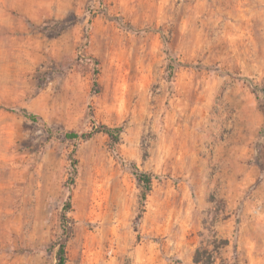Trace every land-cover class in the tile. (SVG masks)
Returning <instances> with one entry per match:
<instances>
[{"label": "rangeland", "instance_id": "obj_1", "mask_svg": "<svg viewBox=\"0 0 264 264\" xmlns=\"http://www.w3.org/2000/svg\"><path fill=\"white\" fill-rule=\"evenodd\" d=\"M21 2L0 0V264H56L67 201V264H264V0ZM99 124L120 140L65 137Z\"/></svg>", "mask_w": 264, "mask_h": 264}, {"label": "trees", "instance_id": "obj_2", "mask_svg": "<svg viewBox=\"0 0 264 264\" xmlns=\"http://www.w3.org/2000/svg\"><path fill=\"white\" fill-rule=\"evenodd\" d=\"M185 66L191 67L194 66L193 64H184ZM171 68H174L172 65H170ZM243 79L248 82L254 89V91L257 93L258 98L264 101V84L261 82H256L250 77H243ZM1 106V105H0ZM24 114L33 121H38L40 119L39 115L35 113H29L27 110L23 111ZM121 127H110L106 124H99L95 127L94 130L88 131V132H67L65 133V137L70 140H89L93 136H95L97 133H105L109 136V138L114 141L118 142L120 140V135L122 132ZM74 164H76V161H73ZM76 172V171H75ZM138 179L144 184L145 190L143 192L142 199H145L147 196L148 191L151 190V180L150 178L145 175L141 174L139 175ZM71 210V202L67 201V203L64 206L63 213H62V224H63V234L64 237L62 238L61 242L58 245V250L56 252L57 257V263L56 264H67V257H66V247L67 242L70 238V234L72 232V228H70L69 225V216L68 212ZM202 255H208L211 256L212 253L204 248H198L195 254V261L201 262Z\"/></svg>", "mask_w": 264, "mask_h": 264}, {"label": "bare ground", "instance_id": "obj_3", "mask_svg": "<svg viewBox=\"0 0 264 264\" xmlns=\"http://www.w3.org/2000/svg\"><path fill=\"white\" fill-rule=\"evenodd\" d=\"M22 0H12L13 3H16V4H22L21 2ZM26 2H30V3H42L46 0H25Z\"/></svg>", "mask_w": 264, "mask_h": 264}]
</instances>
